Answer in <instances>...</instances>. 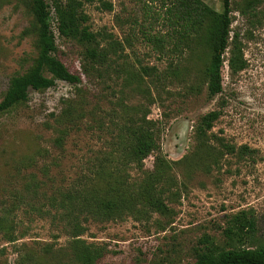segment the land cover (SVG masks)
I'll return each mask as SVG.
<instances>
[{
	"label": "rangeland",
	"instance_id": "obj_1",
	"mask_svg": "<svg viewBox=\"0 0 264 264\" xmlns=\"http://www.w3.org/2000/svg\"><path fill=\"white\" fill-rule=\"evenodd\" d=\"M106 1L113 4L112 10L102 0L84 2L87 24L122 41L125 58L135 69L141 70L142 65L159 72L162 80L157 88L145 75L143 87L152 96L136 93L135 101L148 105V117L161 122V143L168 159L187 157L188 164L175 166L179 192L168 201L173 210L170 215L155 213L146 220L132 216L100 222L87 219L85 240L107 245L98 264H191L201 238L211 236L224 244L230 219L242 210L254 215L256 233L264 237V0L254 8L257 16L240 11L245 0H232L231 35L238 33L247 65L232 72L228 50L223 90L213 98L208 97L203 78L208 50L191 53L190 40L172 34L167 11L170 0ZM203 1L217 11L223 9L222 0ZM53 19L56 55L72 72H80L81 46L61 38ZM31 20L22 0H0V101L10 78L25 72L37 55L35 34L25 33ZM169 32L172 38L158 45L145 36ZM196 83L201 92L190 90ZM78 87H83L90 106H107L102 95L109 89L106 92L86 78L82 84L57 81L45 90L31 89L26 103L0 117V212L3 202L17 204L12 212L17 240L8 241L0 234V264H79L70 247L72 220L62 213L64 208H56L67 203L61 191L82 163L106 144L98 127L90 129L86 124L72 130L62 148L54 144V115L62 110L65 98L76 97ZM213 109L222 112L213 131L237 146L255 149L254 160L227 155L218 164L205 159L206 164L198 165L195 123ZM152 162L153 157L147 158L145 167L150 168ZM243 245L250 243L244 240Z\"/></svg>",
	"mask_w": 264,
	"mask_h": 264
},
{
	"label": "trees",
	"instance_id": "obj_2",
	"mask_svg": "<svg viewBox=\"0 0 264 264\" xmlns=\"http://www.w3.org/2000/svg\"><path fill=\"white\" fill-rule=\"evenodd\" d=\"M22 1L32 14L30 27L25 33L35 34L37 55L25 72L10 78L0 101V117L26 103L31 89L45 90L57 81L77 85L87 78L102 85L104 91L109 89L102 95V101L107 104L105 108L99 103L90 106L83 87H78L76 97L65 98L62 110L54 115L57 124L54 144L60 148L72 130L80 128L81 124L90 129L95 125L105 136L106 148L82 163L81 170L61 191L62 201L68 200L67 203L56 208H64L62 213L72 220L69 228L74 258L79 264H98L107 245L85 240L87 219L88 222H100L132 216L136 220H146L155 213L170 215L173 210L168 201L175 199L179 192V179L174 169L179 163L188 164L187 157L179 161L168 159L161 143V122L148 117V105L135 101L136 93H146L148 98L152 96L151 91L143 87L145 75L156 88L162 80L161 75L155 72V67L141 65V70L135 69L125 58L122 41L112 38L110 33L90 28L83 6L85 1L93 0ZM222 1V11L203 0H170L167 6L172 34L178 33L182 39L190 40L191 53L208 50L203 78L211 98L223 90L222 70L228 50L232 72L243 70L247 65L238 33L231 35L232 0ZM259 1L245 0L240 11L257 16L254 8ZM102 3L106 9H113L110 1L102 0ZM52 19L61 38L81 46L80 72H72L56 55L58 45ZM171 32L166 33V37L152 33H145V36L158 45L171 39ZM190 90L201 92V85H190ZM221 114L220 109L210 110L195 123V152L198 155L195 161L204 165L207 163L205 159H211L218 164L227 155L239 160H254L255 149L246 144L237 146L213 131ZM149 157H153L152 166L146 168L145 161ZM3 203L0 234L8 241H15L17 235L12 212L17 204L13 202L7 206ZM225 232L224 244H219L211 236L202 237L191 264H264V237L256 233L254 215L246 210L234 214ZM244 240L250 245L244 246Z\"/></svg>",
	"mask_w": 264,
	"mask_h": 264
}]
</instances>
